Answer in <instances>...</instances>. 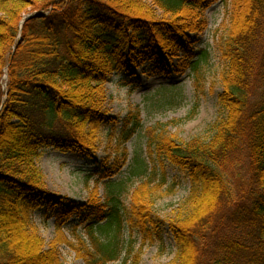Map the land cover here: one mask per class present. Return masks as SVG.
<instances>
[{"label": "trees", "instance_id": "trees-1", "mask_svg": "<svg viewBox=\"0 0 264 264\" xmlns=\"http://www.w3.org/2000/svg\"><path fill=\"white\" fill-rule=\"evenodd\" d=\"M215 1L147 0L149 7L144 0H0V264H63L54 241L44 250L30 225L39 209L54 211L56 232L73 215L88 221L96 252L86 253L88 264L128 252L130 242L124 247L119 240L126 224L143 240L166 235L176 249L174 264H264V0H232L221 43L222 115L211 137L178 144L161 128L147 130L152 165L140 159L132 211L123 209L120 192L106 205L95 189L84 204L54 197L35 164L47 149L91 154L111 125L116 152L89 175L98 176L97 184L118 174L127 161L125 144L140 129L139 112L108 116L103 86L112 73L178 56ZM33 13L42 15L25 19ZM198 55L188 66L195 77L207 59ZM166 164L185 171L191 186L188 211L169 224L151 212L149 200L150 189L166 184Z\"/></svg>", "mask_w": 264, "mask_h": 264}, {"label": "rangeland", "instance_id": "rangeland-1", "mask_svg": "<svg viewBox=\"0 0 264 264\" xmlns=\"http://www.w3.org/2000/svg\"><path fill=\"white\" fill-rule=\"evenodd\" d=\"M144 1L147 3V0ZM231 4L232 0H216L212 3L198 19L204 26L200 31L188 34L183 44H189L178 56L163 58L164 64L146 63L109 76L103 86L104 109L108 116L122 120L130 111L139 112L140 129L125 144L126 164L109 181L95 184L98 176L89 175L100 170L99 162L105 156H113L116 152L115 136L108 138L111 125L101 131L95 149L89 155L42 150L35 163L36 168L45 188L54 197H65L73 203L84 204L95 189L99 203L106 205L109 196L120 192L119 200L123 209L130 212L134 191L141 183L138 175L141 165L149 164V168L152 165L146 149L148 129L161 128L167 138L178 144L194 139L208 140L211 137L212 126L222 115L218 95L222 91L221 76L227 62L221 43L229 30ZM153 10L155 18H160V12L156 8ZM200 52H205L207 59L198 77H195L188 66L200 59ZM133 158L136 171L132 170ZM164 167L166 184L149 190L151 212L162 222L176 223L180 219L178 217L182 218L188 211L185 201L191 186L185 171L168 164ZM129 173L133 177H127ZM110 181L119 182L118 187L109 185ZM53 214V210L39 209L34 210L30 216V225L42 240L43 249H47L50 242L54 241L63 264H88L87 260L90 259L86 253L96 254L87 237L88 221H81V215H73L62 230L56 232ZM125 226L127 228L121 230L119 240H124V247L125 242H130L128 252L127 247L124 248L120 258L108 264H174L176 249L166 235L162 239L154 236L153 240H143L135 228L127 224Z\"/></svg>", "mask_w": 264, "mask_h": 264}, {"label": "water", "instance_id": "water-1", "mask_svg": "<svg viewBox=\"0 0 264 264\" xmlns=\"http://www.w3.org/2000/svg\"><path fill=\"white\" fill-rule=\"evenodd\" d=\"M42 14H40V13H35V14H32V15H29L28 17H27V19H30V18H32V17H38V16H41Z\"/></svg>", "mask_w": 264, "mask_h": 264}]
</instances>
